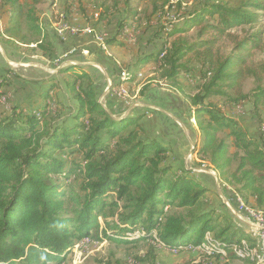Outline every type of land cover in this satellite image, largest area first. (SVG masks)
<instances>
[{"label":"trees","instance_id":"obj_1","mask_svg":"<svg viewBox=\"0 0 264 264\" xmlns=\"http://www.w3.org/2000/svg\"><path fill=\"white\" fill-rule=\"evenodd\" d=\"M144 1L155 13L170 2ZM124 4L125 12L129 13V0ZM0 7L8 16L4 30L7 41L26 44L20 28L23 19L35 36L42 35L33 11L25 10L20 0H0ZM127 15L117 23L115 36L106 40L105 45H123L117 37L127 22ZM261 15L264 16V0H215L185 21L183 29L188 31L209 17L215 18V24L202 27L199 34L212 30L223 35L240 25L258 22ZM39 42L47 44L46 47L40 45L39 49L48 51V57L54 58L52 43L44 38L36 41ZM246 45L244 40L238 54L220 62L203 93L190 101L202 138L201 157L214 170L222 171L229 163L230 147L241 153L230 181L238 187L236 191L246 204L242 194L248 192L255 207H262L264 145L220 108L206 102L214 95H221L222 92L216 90L221 84L232 88L246 76ZM162 51L139 56L132 73L127 71L128 78L123 81L128 82L142 64L152 60L159 62L157 67L162 71V78L171 81L184 68L180 64L183 57L196 49L189 46L185 50L182 45L174 44L159 60ZM72 69L67 67L61 72L68 73ZM259 69L264 75V63ZM119 72L120 69L116 75ZM5 74L2 85L10 84L8 77L12 71L6 70ZM57 85L44 91L30 114H15L19 107L15 106L10 115L0 116V264H60L83 238L97 242L108 239L119 244L149 239L167 249L178 250L191 245L203 246L202 250L209 255L226 260H241L231 248L241 246L242 241L249 250L256 247L250 235L236 228L241 233L238 237L227 235L228 228H218L214 213L200 210L199 201L208 192L200 182L187 173L168 179L171 167L163 162L167 148L158 140L141 135V116L113 118L114 114H109L98 102L97 93L102 84L94 85L86 72L73 73V78L64 84L76 106L75 114L68 118L71 124L52 123V126L50 121L46 122V116H50L46 102L51 99L50 92L58 89ZM254 98L255 104L264 106V86L258 88ZM55 103L58 107L59 102ZM55 117H59L58 112L50 119ZM220 133L224 134L222 138L218 137ZM77 154L81 157L79 162L73 158ZM77 178H80L81 194L69 190L66 197L64 188ZM168 205L194 213L188 214V220L184 216L167 214ZM108 217L116 220L107 222ZM98 218L104 220L101 229ZM98 229L102 237H98ZM139 229L138 237L131 236ZM223 252L225 257L221 256Z\"/></svg>","mask_w":264,"mask_h":264},{"label":"rangeland","instance_id":"obj_2","mask_svg":"<svg viewBox=\"0 0 264 264\" xmlns=\"http://www.w3.org/2000/svg\"><path fill=\"white\" fill-rule=\"evenodd\" d=\"M124 1L20 0L25 10L33 11L39 22L40 30L47 29V33L45 32L42 37H37L23 19L20 28L26 44L7 41L4 30L8 16L5 9L0 7V52L4 59H0L3 66V68L0 67L1 118L10 115L15 106H19L15 114L20 112L30 114L31 109L36 108L32 107L34 104L31 103L36 89L29 83L34 81L32 78L46 76L47 81L49 80L47 86L58 84V89L50 92L51 99L48 103L46 102L50 116L47 115L45 120L50 121V125L52 123L61 125L64 122L69 124L71 120L68 118L75 114L76 106L64 84L66 80L73 78V72L67 73L61 70L76 63L68 58L70 55L65 58V54L50 59L48 51L39 49L40 45L46 47L47 44L36 43V41L44 38L45 41L51 43L50 38L52 37L61 42L72 41L73 47L70 51L75 49V52L71 55H76V49L81 46L80 35H89L93 37V41L94 35L88 33L72 35L69 31L58 33L60 28L64 30L69 27L77 31L92 28L94 33L102 38V43H105L106 40L115 36L117 23L128 14L127 22L117 37L118 42L123 44L119 46L122 49L116 50L117 54L111 52L108 54L99 47L91 51L93 54L91 59L97 64L95 67L99 70L92 67L93 71L89 73V76L94 85L102 84L97 93L98 102L108 113H113V118L118 120L127 116H141L139 121L141 135L148 139H156L167 148L163 162L171 167L167 174L168 179L172 180L174 176L185 173L196 179L208 190L199 201L200 210L214 213V221L218 228H228L227 235L234 234L238 237L241 233L237 232L236 228L253 238L256 233L235 215L238 209L233 201V192L239 196L236 191L238 187L230 181V174L235 170L241 153H236V150L230 147L227 154L229 163L222 171L214 170L205 158L201 157L199 154L201 133L194 119V108L191 107L190 98L203 93L217 65L230 55L238 54L239 46L245 40L247 44L244 65L246 76L232 88L221 84L219 89H216L222 92L221 95H214L206 102L220 108L224 114L236 120L238 125L258 143L264 145V106L255 104L254 98L258 88L264 86V75L259 69V66L264 63V16H259L256 23L240 25L223 35H218L212 30H207L200 35V29L214 25L215 18L206 17L199 25H193L188 31H184V23L199 13L205 5L215 0H170L164 9L158 10V13L153 12L149 3L144 0H129L127 7L129 13H126ZM174 44L182 45L185 50L189 46H194L196 51L188 52L183 57L180 64L184 68L173 80H164L162 71L157 67L159 64L152 60L146 62L150 63V68L146 69L145 64H142L136 75L128 82H124L128 78V72L132 73L133 65L139 56L167 50ZM53 51L55 53V48ZM41 68L47 69L45 75L34 72V69ZM119 69L126 70L125 76L120 80L128 89V98L124 100L125 102L116 98L113 93H107L108 80L105 78L104 81L105 76H103V74L109 75V80L116 82L115 72ZM6 70L12 71L8 77L10 84L2 85ZM53 78L57 79L56 82L50 83V79L53 80ZM48 87H37L39 89L37 92L42 95ZM55 102H59L58 107ZM56 112L59 117L50 119ZM223 136V133L218 134L219 138ZM228 143L230 145L229 141ZM73 158L76 162L81 160L78 154ZM79 184L80 178L68 184V187L64 188L66 197L69 190L81 194L78 189ZM242 196L247 200L250 208L253 207L264 215V205L255 207L254 199L248 192L243 193ZM166 210L167 214L184 216L187 220L188 214L193 212V210L169 205L165 208V212ZM106 220L111 223L116 218L108 217ZM98 223L100 229L105 225L101 218H98ZM198 231L195 234H198ZM138 232L140 229L131 236L138 237ZM108 234L111 235V233ZM98 237H102L99 229ZM202 248L204 247L191 245V247H183L180 250L167 249L149 239L119 244L108 239L97 242L83 238L75 243L60 264H248L241 260L262 264V252L254 249L249 251L245 248V253L249 256L240 257L241 260L235 258L226 260L223 257L216 259ZM221 254L224 257L226 255L225 252Z\"/></svg>","mask_w":264,"mask_h":264},{"label":"crops","instance_id":"obj_3","mask_svg":"<svg viewBox=\"0 0 264 264\" xmlns=\"http://www.w3.org/2000/svg\"><path fill=\"white\" fill-rule=\"evenodd\" d=\"M48 26V25H47ZM48 28H49V26H48ZM47 33V29H42L41 30V34L42 35H44V33ZM41 35V36H42ZM80 37L82 38V41H81V46H80V48L78 47L77 49H76V55H70L68 58L70 59V60H72V61H74L76 64L75 65H73V66H70V67H73V69H72V72L73 73H76V74H80L81 72H86L88 75H90L91 73H92V67H95V66H97V64L91 59L92 58V53H91V51L94 49V48H96V47H98V45L92 40V37L91 36H89V35H80ZM50 42L52 43V45L54 46V48H55V53H54V57L56 58V57H59V56H61L62 54L64 55V54H67L71 49H72V47H73V43H72V41H70L69 43L68 42H61L60 40H57V39H55V38H50ZM82 47V48H81ZM109 48V49H108ZM122 48H120V47H113L112 45H105V50L104 49H102L101 48V50H103L104 52H106V53H108V54H110V52L112 53V54H117L116 53V50H121ZM87 55V56H86ZM89 55V56H88ZM103 55V54H102ZM104 56V55H103ZM0 59H3V56H2V54H1V52H0ZM4 60V59H3ZM78 60V61H77ZM101 60V59H100ZM91 61V62H90ZM95 64H94V63ZM103 61L101 60V64H103L102 63ZM150 63H145V68L146 69H148V68H150ZM144 66H143V68H144ZM152 66V65H151ZM0 67H2L3 68V66H2V63H0ZM96 69H97V71L99 70V68H97V67H95ZM94 68V69H95ZM35 71V73H37V74H46L47 73V69H38L40 72H38V70L37 69H34ZM143 71H145V69H143ZM142 71V72H143ZM101 72V71H100ZM90 73V74H89ZM140 73V72H139ZM47 75H49V74H47ZM103 76H105L104 77V81H105V78H106V80H109V75H105V74H103ZM21 78H23V79H25L24 77H22L21 76ZM54 79H55V81H54ZM32 80H34L32 83H29L31 86H35V89H36V92L34 93V96H33V100H32V104H37V103H39L40 102V100H41V94H39V92H37V90H39L37 87H41V86H44V87H48L47 85L49 84V80L47 81V78H46V76H44V77H38V78H32ZM56 78H53V80H51L50 79V83H53V82H56ZM55 90V89H54ZM110 114V113H109ZM112 114V113H111ZM200 138V140H202L201 139V136L199 137ZM199 140V142H200V144L202 143V141H200ZM251 236V235H250ZM252 237V236H251ZM242 242H244V241H242ZM246 243V242H245ZM246 246H247V244H246ZM248 248V247H247ZM182 249V248H181ZM251 250H253V249H251Z\"/></svg>","mask_w":264,"mask_h":264},{"label":"built area","instance_id":"obj_4","mask_svg":"<svg viewBox=\"0 0 264 264\" xmlns=\"http://www.w3.org/2000/svg\"><path fill=\"white\" fill-rule=\"evenodd\" d=\"M94 17H96V14H94ZM63 31H69L72 35H76L77 33H88L94 35V42L98 45V47L101 49V41L102 38L100 36H97L92 28H85L84 30L77 31L73 28L67 27V30H60V32ZM165 50H163V55H165ZM75 52V49L70 51L68 54H65L64 57L67 58L68 55H71ZM159 63V62H158ZM126 70H120V72L117 75L116 82H112L110 80L107 81V87L106 91L107 93H113V95L116 96V98L121 99L124 101L123 98V89H127V87H120V80L122 79V73H125ZM125 102V101H124ZM213 175V174H212ZM233 201L236 204V208L238 211L236 212V217L243 223H248L252 229L259 235V240L262 244V264H264V215L263 214H254L252 212H244V208H242L239 204V201L234 198L233 193Z\"/></svg>","mask_w":264,"mask_h":264},{"label":"bare ground","instance_id":"obj_5","mask_svg":"<svg viewBox=\"0 0 264 264\" xmlns=\"http://www.w3.org/2000/svg\"><path fill=\"white\" fill-rule=\"evenodd\" d=\"M60 30H63V28H60L57 32L60 33ZM64 30H67V28H64ZM101 48L105 50V44L102 43L101 41ZM163 57V54L160 55V58ZM124 73H122V77H124ZM120 87H126L125 84L121 83L120 82ZM123 98L124 100L126 98H128V89H123ZM234 193V192H233ZM234 198H236L238 201H239V204L242 208H244V212H252L254 214H262V212L258 211L257 209H253V208H250L246 203L245 201L243 200L242 197H239V196H236V194L234 193ZM248 228L253 231L254 233H256L252 227L248 224V223H245ZM253 238L255 239V242H256V247L254 248V250H257V251H261L262 252V244L259 240V235L256 233ZM245 242H242L241 246H238V245H233L232 246V251L240 256V257H243V256H249L248 254L245 253V248H247L246 246V243L244 244ZM248 249V248H247ZM180 250V249H179ZM249 250V249H248ZM251 251V250H249Z\"/></svg>","mask_w":264,"mask_h":264}]
</instances>
